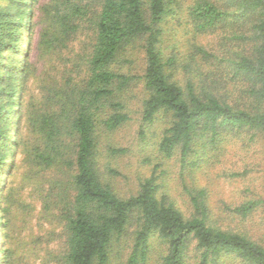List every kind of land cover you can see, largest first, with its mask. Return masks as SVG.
<instances>
[{
    "label": "trees",
    "instance_id": "obj_1",
    "mask_svg": "<svg viewBox=\"0 0 264 264\" xmlns=\"http://www.w3.org/2000/svg\"><path fill=\"white\" fill-rule=\"evenodd\" d=\"M169 30L187 50L167 51ZM135 109L157 154L127 193L115 133ZM259 135L264 0H0L4 264H264V240L215 223L196 176L230 138L246 147ZM259 209L264 193L234 211Z\"/></svg>",
    "mask_w": 264,
    "mask_h": 264
},
{
    "label": "rangeland",
    "instance_id": "obj_2",
    "mask_svg": "<svg viewBox=\"0 0 264 264\" xmlns=\"http://www.w3.org/2000/svg\"><path fill=\"white\" fill-rule=\"evenodd\" d=\"M2 3L4 4L6 2L2 1ZM179 36L180 32L177 34L172 33L171 30L168 31L166 43L174 45L178 44L175 48L170 47L167 50L168 52H171L172 50L180 52L181 49H188V47H183L186 38ZM175 38H177V40ZM179 39L181 40V43H179ZM224 40L221 42V45ZM202 42L204 45L210 43V49L214 50L216 54L221 56L225 55L226 48L222 49L217 40L214 41L212 39L209 41L208 39H204ZM225 63L227 64L226 61L222 63L224 76L227 75V71H229V68L225 66ZM220 78L222 77L220 76ZM132 116L133 119L115 133V141L118 142V146L125 148L126 151L122 152L116 162L113 163L115 168L120 172V174L116 176L117 184L127 193L135 191L139 182L138 177L144 175L147 176L151 170V165L150 170L148 165L143 166V159L148 156L154 158L152 153L157 154L156 150L152 151V131L149 132L150 135H148L147 141L142 140L143 146L148 147L149 150H147L146 153L139 154L140 149H142V141L140 136H138V126L140 124L139 111L135 109ZM163 123H165V119L160 120L158 125L162 126ZM261 136L262 135L258 136V141L254 144L249 146L246 145V147L240 139L239 143H237L234 142L235 139L230 138L228 140L229 144L225 147L227 150L226 153L222 155L221 151L220 155V151L219 153L216 152V154L218 153V156H216L217 158H213L215 160L214 163L210 165L207 164L206 169H204L202 173H197L196 176L198 178V183L207 188L211 208L213 209L212 218L215 220V223L220 225L228 223L233 226H239L242 230L249 231L255 239L259 238L264 240V211L262 209L257 210L248 217H241L239 213L234 211L241 202L264 193V137ZM154 160L155 159H153V162ZM172 161L173 163L175 162L174 159H172ZM173 163H170L172 166L171 170L175 168V163ZM163 168L164 166L162 169ZM238 173L242 174L238 175ZM190 183L193 185V181L189 178L188 184ZM166 186L167 188L165 189V187H163L162 190H168L173 197H176L175 201L177 204L188 209L187 211H191V207H188L185 203V198L187 196L184 188L178 187V184H166ZM169 187L170 189H168ZM5 221L9 224L11 223L10 227L13 231L16 230V224L12 214L7 212L3 219V222ZM4 240L3 227H0V241L2 242ZM229 263V258H226L224 264ZM0 264H4L2 259H0ZM236 264L242 263L238 262Z\"/></svg>",
    "mask_w": 264,
    "mask_h": 264
}]
</instances>
